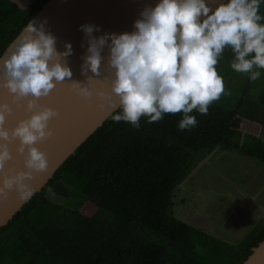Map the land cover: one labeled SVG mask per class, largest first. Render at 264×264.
Wrapping results in <instances>:
<instances>
[{
  "label": "trees",
  "instance_id": "1",
  "mask_svg": "<svg viewBox=\"0 0 264 264\" xmlns=\"http://www.w3.org/2000/svg\"><path fill=\"white\" fill-rule=\"evenodd\" d=\"M46 1L30 3L0 39V52ZM231 59L226 48L216 67L225 69L224 82L237 86L240 74L230 68ZM245 75L232 103L213 102L207 114L193 110L197 124L189 129L178 128L179 112L151 123L142 116L138 128L108 116L0 227V264H241L264 238V225L232 244L172 211L175 189L216 147L239 148L264 161V142L250 135L240 141L234 125L264 113V83L257 101ZM60 185L64 195L48 191ZM89 200L97 208L87 216L81 210Z\"/></svg>",
  "mask_w": 264,
  "mask_h": 264
},
{
  "label": "clouds",
  "instance_id": "2",
  "mask_svg": "<svg viewBox=\"0 0 264 264\" xmlns=\"http://www.w3.org/2000/svg\"><path fill=\"white\" fill-rule=\"evenodd\" d=\"M262 4L264 0H156L142 8L132 31L94 36L99 26L82 24L87 42L80 65L84 82L70 79L71 43L64 42L58 51L56 37L44 24L28 20L0 52V88L9 94L0 100V199L13 190L22 201L30 199L35 189L27 181L48 167L36 145L51 135L49 122L58 115L41 103L57 84L70 82L76 95L88 100L93 95L88 82L103 76L109 91L95 95L119 109L113 112L114 121L138 128L142 116L151 123L179 112V129L196 126L193 110L207 114L209 105L227 94L216 67L226 48L232 53V70L247 74L250 81L260 78ZM14 106H22L26 115L8 126ZM14 153L23 157V168L15 171L6 168Z\"/></svg>",
  "mask_w": 264,
  "mask_h": 264
},
{
  "label": "water",
  "instance_id": "3",
  "mask_svg": "<svg viewBox=\"0 0 264 264\" xmlns=\"http://www.w3.org/2000/svg\"><path fill=\"white\" fill-rule=\"evenodd\" d=\"M155 3L156 0H47L30 20L42 22L45 29L56 37L58 51L63 50L64 42L71 43L73 51L67 58L73 73L70 79L84 82L80 65L87 42L79 26L85 23L98 25L100 31H94V36L105 32L132 31L133 21L139 18L142 8ZM102 55H106V50ZM88 86L93 89V95L88 100L76 95L70 82L57 84L49 96L41 99V103L55 108L58 115L49 122L51 135L36 145L45 153L48 167L45 171L33 173L32 179L27 181L35 189L34 194L43 188L63 161L116 110L107 100L95 95L96 91H109L103 76L94 78L88 82ZM8 97L7 90L0 88V100H7ZM25 115L22 106H14L8 126ZM8 167L13 171L22 169L23 157L14 153V160L6 165ZM26 201L19 199L14 190L6 198L0 199V227L6 225ZM241 264H264V238L252 247L251 254Z\"/></svg>",
  "mask_w": 264,
  "mask_h": 264
},
{
  "label": "rangeland",
  "instance_id": "4",
  "mask_svg": "<svg viewBox=\"0 0 264 264\" xmlns=\"http://www.w3.org/2000/svg\"><path fill=\"white\" fill-rule=\"evenodd\" d=\"M260 10L264 12V4L261 5ZM260 71V78L253 81L252 89L249 92L253 98L257 97L264 83V69ZM218 74L223 77V82L229 78L226 75L225 69H220ZM239 74L237 76L240 80L238 85H232L233 82H227L226 80L224 87L227 94H222L220 99L214 101V103L219 105H225L226 102L232 103L233 96L241 92V85L247 79L245 74ZM229 85L232 86L230 87ZM251 142L250 140L247 145H251ZM231 162H234V165L235 163L237 164V161L234 159L227 166L226 161L222 162V160L216 158L210 160L207 164L199 166L195 171V177L188 182L178 185L175 189L176 201L178 202L174 201L175 206L172 212L176 218L187 223H190L188 220L191 218L196 221L201 220L206 222L208 226L201 229L208 235L228 243L237 244L242 240L250 238V235L253 233L249 231L250 227L255 231L259 228L261 221H259V214H255L254 216L256 217L252 219V214L257 207L247 198L248 193H244V191L238 192L239 189L235 186H242L243 190L246 187H255L257 178L249 177V174L245 173L244 170L243 173H237L240 172V169L235 170L231 168ZM226 172L228 173L226 174ZM221 173H224V176L219 175ZM232 179L235 180V184L234 182H230ZM51 190L61 195H64L67 191L61 185L57 189L52 187ZM181 198L184 204H181ZM239 198L242 199L243 203L246 200L247 205L245 209H240L239 202L241 199ZM96 208V203L93 200H89L81 211L89 216ZM195 213H199L200 216ZM192 225L197 227L193 222Z\"/></svg>",
  "mask_w": 264,
  "mask_h": 264
},
{
  "label": "crops",
  "instance_id": "5",
  "mask_svg": "<svg viewBox=\"0 0 264 264\" xmlns=\"http://www.w3.org/2000/svg\"><path fill=\"white\" fill-rule=\"evenodd\" d=\"M32 1L33 0H0V39L6 34V32L11 27H13L17 22H19L24 17V14L28 10L29 5ZM255 100L258 101V98L255 97ZM234 125L241 132V135H239L240 141L243 142L245 135H250L264 142V113L260 115V117H258L257 120H253V121H250L246 118H238L235 120ZM216 158L222 160V162L226 161L227 166L229 165L230 161H233L235 159L237 161V164L235 163L234 165V162H231L230 164L231 168H234L235 170L240 169V172L237 173H243L244 170L245 173L249 174L248 175L249 177L257 178V184L255 185V187L254 186L250 187L251 189L246 187L245 190H243L242 186L240 187H237V185L235 186L236 188L239 189L238 192L240 193L242 191H244V193L247 192L248 193L247 198L250 199V201L254 205H256L257 209L253 212L252 219L256 217L254 216L255 214H259L260 215L259 221H261V223H259V228L262 227L264 225V161L257 158L256 156H252L249 153H244L239 148L224 149L218 146L198 161L197 165L193 168L189 176L181 184L188 182L193 177H195L196 175L195 171L199 166H202L203 164H207L210 162V160ZM227 173L228 172H226V174ZM219 175L224 176V173H221ZM230 182H234L235 184V180L233 179L230 180ZM176 199L177 198L175 197V202H178L176 201ZM181 204H184L182 198H181ZM246 205H247L246 200L243 203L241 199L239 202L240 209L241 210L245 209ZM195 214L200 216L199 213H195ZM188 221H190L189 224H192L193 222L195 225H197V227H200L202 229L208 226L206 222H203L201 220L196 221L191 218ZM249 231L251 232L253 231L251 227Z\"/></svg>",
  "mask_w": 264,
  "mask_h": 264
}]
</instances>
